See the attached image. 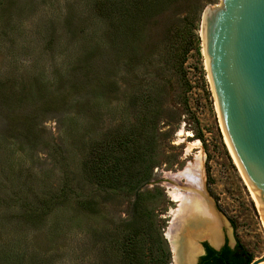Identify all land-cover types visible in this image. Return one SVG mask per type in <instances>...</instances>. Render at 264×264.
Returning a JSON list of instances; mask_svg holds the SVG:
<instances>
[{"label": "rangeland", "instance_id": "374dc122", "mask_svg": "<svg viewBox=\"0 0 264 264\" xmlns=\"http://www.w3.org/2000/svg\"><path fill=\"white\" fill-rule=\"evenodd\" d=\"M101 1L0 0V264H126L123 237L137 224L154 232L148 259H161L180 205L170 181L199 155L226 234L235 229L254 258L264 256V220L228 141L204 49L203 14L222 1L199 0L184 63L178 28L195 0L148 18L121 52ZM144 105L157 115L150 179L137 191L99 187L88 159L138 125ZM136 204L143 219H133Z\"/></svg>", "mask_w": 264, "mask_h": 264}, {"label": "water", "instance_id": "95a60500", "mask_svg": "<svg viewBox=\"0 0 264 264\" xmlns=\"http://www.w3.org/2000/svg\"><path fill=\"white\" fill-rule=\"evenodd\" d=\"M203 22L225 132L264 220V0H222L205 10Z\"/></svg>", "mask_w": 264, "mask_h": 264}, {"label": "trees", "instance_id": "16d2710c", "mask_svg": "<svg viewBox=\"0 0 264 264\" xmlns=\"http://www.w3.org/2000/svg\"><path fill=\"white\" fill-rule=\"evenodd\" d=\"M183 1L190 3L192 0H102L96 7L99 15L113 24L112 34H115V37H112L121 52L122 50L127 51L136 37H139L140 33L142 34L143 27L140 25L148 18ZM190 5L191 11L183 18V22L178 28L180 51L178 50L176 55L181 63L185 62L186 56L192 50L191 47H188L190 44L189 29L202 10L199 0H195ZM139 115L138 125L133 129L126 130L125 133L123 131L114 139L102 142L100 148H97L88 159L87 173L99 187L109 190L137 191L140 185L150 179L157 166L153 161L154 152L157 149V115L147 117L148 106L145 105ZM148 150L151 151L152 157ZM140 197L141 195L137 194L138 202ZM133 215V219L136 217L138 220L145 216L144 213L137 211V204ZM137 226L131 228L123 237L122 251L125 263L170 264V252L164 254L162 249L160 250L163 253L161 259L156 256L154 262L148 259L145 247L154 232L150 226L145 229L147 231L143 230V232L142 228H137Z\"/></svg>", "mask_w": 264, "mask_h": 264}, {"label": "bare ground", "instance_id": "6f19581e", "mask_svg": "<svg viewBox=\"0 0 264 264\" xmlns=\"http://www.w3.org/2000/svg\"><path fill=\"white\" fill-rule=\"evenodd\" d=\"M202 29H204V22ZM203 40L206 54L204 32ZM238 166L240 168L239 163ZM244 180H246L245 177ZM180 181L184 182L182 186H180V183H178ZM170 183L171 186L169 195L173 202L180 203V205L175 217V221L172 223L170 229L166 232V237L172 244V252H174L176 264H180L178 250L180 245L179 243L183 237L185 238L187 245L186 264H195L192 261V256L198 251L200 252V250H198L199 248L197 250L196 248L193 249V247L198 245L197 243L196 246L194 245L196 242L195 240L207 236L210 237L211 242L214 244L218 243L223 237V229L226 226V222L215 209V204H213L206 191L203 157L201 155L197 156L195 161L189 164V166L183 172L173 175L172 181H170ZM253 199L255 200L254 196ZM194 260L196 259L194 258Z\"/></svg>", "mask_w": 264, "mask_h": 264}, {"label": "flooded vegetation", "instance_id": "af4514ba", "mask_svg": "<svg viewBox=\"0 0 264 264\" xmlns=\"http://www.w3.org/2000/svg\"><path fill=\"white\" fill-rule=\"evenodd\" d=\"M216 207V205H215ZM171 220L169 222V226L167 230L170 228L172 222V216H170ZM232 229L234 225L231 224ZM166 230V232H167ZM234 230L232 235H228L223 229V237L218 243L211 242L210 237H202L200 239H196L195 246L193 249L196 248L198 251L195 255L192 256V261L195 264H252L253 262L259 260L260 258H254L253 254L236 238L234 237ZM168 241V248L170 250V255L173 258L174 264L175 262V255L173 251V247L169 239L166 237ZM197 243V244H196ZM179 254L180 257V264H186L187 260V245L185 238L180 241L179 243ZM217 244V245H216ZM220 245V246H219ZM219 246V247H218ZM184 247V248H183ZM196 260H194V258Z\"/></svg>", "mask_w": 264, "mask_h": 264}]
</instances>
